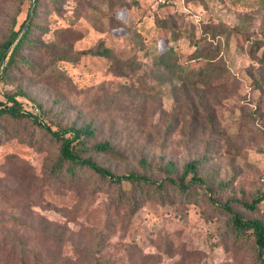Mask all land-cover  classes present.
<instances>
[{
  "label": "rangeland",
  "instance_id": "rangeland-1",
  "mask_svg": "<svg viewBox=\"0 0 264 264\" xmlns=\"http://www.w3.org/2000/svg\"><path fill=\"white\" fill-rule=\"evenodd\" d=\"M26 1L0 0V40L21 25ZM114 2L62 0L56 9L42 1L36 22L47 31L41 38L56 43L54 52L66 57L54 58L47 51L32 55L44 72L1 79L0 101L10 104L6 93L26 88L58 115L61 127L90 123L97 140L125 149L122 159L91 153L112 173L142 172L145 157L151 162L145 172L160 180L162 157L172 159L179 171L184 163L201 158L199 172L208 184L229 182L227 188L213 203L203 188L191 183L195 194L189 199L176 194L170 202L151 199L131 212L117 205L115 189L94 175L86 173L72 185L48 179L59 142L28 120L8 118L0 121L6 132H0V209H30L36 217L67 226V233L78 231L74 238L79 248L91 246V253L97 249L93 243L107 235L96 254L116 264H255L248 247L231 243L225 228L228 212L221 208L231 200L232 211L264 224V200L255 213L233 202H250L264 192V43L252 48L255 40L264 39V5L257 0H173L165 6L156 0ZM156 17L172 18L176 28L158 31ZM122 24L136 28L144 49L133 46L125 27L115 29ZM62 30L83 36L67 44L55 37ZM165 39L172 40L184 75L162 91L156 90L152 76L144 82L151 87H133L134 78L117 75L107 58H74L103 40L128 65L144 67L165 48ZM196 49L203 57L190 59ZM202 67L213 76L208 83L192 82ZM16 99L39 115L27 97ZM3 195L9 199H1ZM83 252L74 242L64 247V254L74 258H82Z\"/></svg>",
  "mask_w": 264,
  "mask_h": 264
},
{
  "label": "trees",
  "instance_id": "trees-1",
  "mask_svg": "<svg viewBox=\"0 0 264 264\" xmlns=\"http://www.w3.org/2000/svg\"><path fill=\"white\" fill-rule=\"evenodd\" d=\"M42 1L44 0H27L26 16L21 25L0 40V80L9 79L13 74L24 73L25 71L42 74L44 68L32 57L34 54L47 51L54 58L63 59V57H66L54 52L56 43L49 45L41 38V35H44L47 31L43 24L36 22L39 17L38 9L41 7ZM48 1L56 9L58 4L62 2V0ZM100 1L102 4L105 3L111 6L113 0ZM257 1L264 5V0ZM117 2L123 5V0H115L114 3ZM157 3L165 6L173 2L167 4ZM31 9L32 15L29 24L16 43L12 45L13 40L27 21ZM155 24L158 31L176 28L173 19L167 17H156ZM119 27L126 28L127 36L136 49H144L143 37L137 32L136 28H133L130 24H122L116 26L115 29ZM54 34L58 41L67 44H71L83 36L81 32L73 30L55 31ZM165 41V48L150 57L151 63L144 67H141L140 64L128 65L110 48L106 47L103 40L99 41L94 47L78 51L74 58L77 59L79 56L87 54L107 58L110 61L112 71L117 75L134 78L135 84L132 85L133 87H151L144 82L146 77L152 76L155 78L154 87L156 90L162 91L169 83L173 84L174 77L182 79L184 75V68L179 62L178 53L170 44L172 40L165 39ZM263 43L264 39L258 38L252 48L258 49ZM201 57H203L202 52L196 49L191 54L190 59H200ZM136 70L141 72L136 73ZM212 76L213 74L209 72L208 68L202 67L201 72L194 74L191 80L199 84L208 83ZM17 95H23L31 100L39 109V115H34L23 109L21 102L16 99ZM5 97L10 104L0 101V121L8 118L15 121L28 120L33 126L45 129L53 139L59 142L57 158L49 169L48 179H64L69 185H72L77 183L86 173L94 175L99 182L112 186L115 189L114 197L117 205L129 207L131 212L151 199L160 203L170 202L173 201V195L175 194L180 198L189 199L192 194H195L190 187L191 183L203 188L205 195H208L209 199L216 203L217 194L222 189L227 188L229 184V182H225L217 184V186L209 185L205 176H202L199 172L200 164L203 162L201 158L184 163L181 171H179L172 159L165 160L162 157L157 166L158 171L161 173L160 180H153L145 172L147 166L149 167L151 164L145 157L141 158L144 167L142 172L112 173L108 168L98 164L91 153L122 159L125 149L109 140H97L96 131L90 123L61 127L58 115L52 113L38 95L31 94L26 88H19L15 93H6ZM42 118L58 126V130H52ZM0 132L6 135L5 129L2 127H0ZM67 133H69L68 136ZM188 176H190V179L186 182ZM123 182H127L130 185L129 188H125L122 185ZM1 199L6 201L9 198L3 195ZM263 200L264 192L250 202H233L249 212L255 213L258 212L259 205ZM230 201L225 202L221 209L224 208L228 212L225 219V228L228 237L231 238V243L237 247H248L252 253L254 263L264 264L263 222L259 219L250 218L243 213L232 211L228 205ZM22 213L21 211L6 212L0 209V264H116L98 258L96 254L100 253L101 241L105 240L107 235H102L99 238V243H93L97 246V249L93 250L96 253H91L88 251L91 250V246L83 245L82 248H79L81 244L77 243L74 238L78 231L70 230L67 233V226L41 215L36 217L30 209L28 213ZM68 242H74L79 252L84 251L82 258H74L64 254V247ZM141 257L144 259L148 256Z\"/></svg>",
  "mask_w": 264,
  "mask_h": 264
},
{
  "label": "water",
  "instance_id": "water-1",
  "mask_svg": "<svg viewBox=\"0 0 264 264\" xmlns=\"http://www.w3.org/2000/svg\"><path fill=\"white\" fill-rule=\"evenodd\" d=\"M31 15H32V9L30 10L29 16L27 21L25 22V24L22 26L20 32L17 34L16 38L13 40L12 45L16 43V41L18 40V38L22 35V33L24 32V30L26 29L27 25L30 22L31 19ZM1 65V64H0Z\"/></svg>",
  "mask_w": 264,
  "mask_h": 264
},
{
  "label": "built area",
  "instance_id": "built-area-1",
  "mask_svg": "<svg viewBox=\"0 0 264 264\" xmlns=\"http://www.w3.org/2000/svg\"><path fill=\"white\" fill-rule=\"evenodd\" d=\"M156 1L161 4H167V3L173 2V0H156Z\"/></svg>",
  "mask_w": 264,
  "mask_h": 264
}]
</instances>
